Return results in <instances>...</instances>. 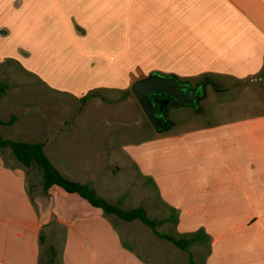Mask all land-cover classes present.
<instances>
[{"label": "crops", "instance_id": "obj_1", "mask_svg": "<svg viewBox=\"0 0 264 264\" xmlns=\"http://www.w3.org/2000/svg\"><path fill=\"white\" fill-rule=\"evenodd\" d=\"M8 58L54 93L92 97L132 124L136 116L138 126L141 106L131 87L152 73L209 79L220 90L232 88L220 82L264 80V0H0V63ZM122 136L127 142L110 145L106 157L124 153L110 160L152 183L165 208L177 213L178 238L205 231L204 264H264V112L135 142ZM66 138L40 143L64 177L89 186L73 170L75 153L92 157L96 168L100 152L74 149ZM2 158L0 264H43L45 251L54 250L46 229L56 224L63 230L55 264H172L173 242L143 222L131 227L86 199L80 209L60 188L33 195L25 170Z\"/></svg>", "mask_w": 264, "mask_h": 264}, {"label": "rangeland", "instance_id": "obj_2", "mask_svg": "<svg viewBox=\"0 0 264 264\" xmlns=\"http://www.w3.org/2000/svg\"><path fill=\"white\" fill-rule=\"evenodd\" d=\"M220 83L221 89L229 86L232 88L216 90L209 86L208 94L201 100L197 112L183 106L173 111L170 117L175 123L170 129L178 131L186 125H202L264 112V80ZM0 86H4V91L7 92L6 100L0 102V119L10 120L12 117L15 119L10 124L0 127V133L4 138L23 142L55 143L60 139L64 140L68 135L74 149L87 145L97 147L100 156L97 157L96 168L92 167V157L86 159L83 153H75L77 167L73 170L76 171L79 180L89 184L97 196L105 198V201L117 200L118 206L122 209L145 208L148 217L157 221V230L175 238L180 237L175 230L177 213L165 208L152 183L135 173L127 163L125 167L118 169V165H115L113 160H123L124 153L117 150L109 151L107 157L105 154L110 145L121 146L122 143L127 142V137L122 134H128V138L135 142L157 133L142 107L140 112L142 123L137 126L136 116L133 117L132 124L131 118L124 117L114 108L104 107L101 101L92 97L85 101H77L70 96L54 93L43 86L36 76L24 70L21 63L10 58L0 63ZM87 131L90 136L86 135ZM45 152L51 156L48 148ZM0 155L4 158H2L4 165L13 170L17 167L25 170L26 185L33 195L43 191L42 170L25 167L14 157L10 148H0ZM68 195L67 200L73 199L76 204L79 203L80 209L83 208V202L86 200L78 194ZM63 204L67 207L66 201ZM163 215L168 218L167 224L160 223ZM129 225L133 227L144 224L137 221ZM62 230L63 228L57 224L54 230L53 226L46 229V238L54 245L57 258L60 253ZM207 243L208 240L205 239L203 245L195 244L189 249L197 264H204L208 251ZM172 247V264H190L188 251L179 249L178 252L173 243ZM45 250L46 246L43 251ZM47 259L46 250L43 264Z\"/></svg>", "mask_w": 264, "mask_h": 264}, {"label": "trees", "instance_id": "obj_3", "mask_svg": "<svg viewBox=\"0 0 264 264\" xmlns=\"http://www.w3.org/2000/svg\"><path fill=\"white\" fill-rule=\"evenodd\" d=\"M4 90L5 87L0 86V96ZM13 120H15L14 117H12L11 121L6 123L0 119V126L10 124ZM0 148H10L14 157L25 167H36L42 170L43 189L46 193H49L52 189L60 188L67 193L78 194L94 207L100 208L107 215H114L127 222L139 220L153 229L159 237L173 242L182 250L188 251L190 264H197L194 260L192 252H190L189 249L195 244H202L205 239L208 238L204 230L201 229L193 234H189L181 238H174L170 235L160 233L157 230V221L148 217L145 208L138 207L129 210L122 209L121 207L112 205L97 196L94 190L88 185L64 177L45 154L43 143L13 141L4 138L0 133ZM46 264H55V254L52 247H49L48 249V259Z\"/></svg>", "mask_w": 264, "mask_h": 264}, {"label": "water", "instance_id": "obj_4", "mask_svg": "<svg viewBox=\"0 0 264 264\" xmlns=\"http://www.w3.org/2000/svg\"><path fill=\"white\" fill-rule=\"evenodd\" d=\"M208 84L215 87V83L209 79H202L193 85L175 76L152 73L135 81L131 90L153 128L157 132H163L171 126L164 116L163 104L168 101L164 102L163 96L174 100L178 106L198 109L200 101L207 95Z\"/></svg>", "mask_w": 264, "mask_h": 264}, {"label": "flooded vegetation", "instance_id": "obj_5", "mask_svg": "<svg viewBox=\"0 0 264 264\" xmlns=\"http://www.w3.org/2000/svg\"><path fill=\"white\" fill-rule=\"evenodd\" d=\"M182 81H185L187 83H192L193 85H195L197 83V82L196 83H193V82L186 81V80H182ZM209 86L211 87V85L208 84L206 86V88L209 87ZM212 88L213 89H216V90H220L219 87H217L216 84H215V87H212ZM163 101L164 102L168 101L167 103H164L163 104V110H164V116H165L166 120L169 121L170 124H171V126H170V128H171L174 125L175 121H173L170 116L173 113V111H175V109L178 108L179 106H178V104L174 100L168 98L167 96H163ZM200 103H201V101H200ZM188 108H191L193 111H196V112L199 109V108L197 109L195 107H188Z\"/></svg>", "mask_w": 264, "mask_h": 264}]
</instances>
